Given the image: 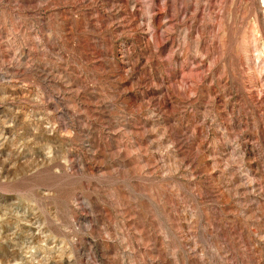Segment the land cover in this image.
I'll use <instances>...</instances> for the list:
<instances>
[{
  "label": "rangeland",
  "instance_id": "rangeland-1",
  "mask_svg": "<svg viewBox=\"0 0 264 264\" xmlns=\"http://www.w3.org/2000/svg\"><path fill=\"white\" fill-rule=\"evenodd\" d=\"M0 264H264V0H0Z\"/></svg>",
  "mask_w": 264,
  "mask_h": 264
}]
</instances>
